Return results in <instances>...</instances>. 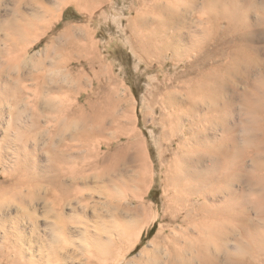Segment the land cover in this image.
Masks as SVG:
<instances>
[{
    "label": "rangeland",
    "instance_id": "374dc122",
    "mask_svg": "<svg viewBox=\"0 0 264 264\" xmlns=\"http://www.w3.org/2000/svg\"><path fill=\"white\" fill-rule=\"evenodd\" d=\"M195 1L201 7L204 0ZM243 1L245 5L248 4L247 0ZM184 5L187 4L181 2L179 11L181 15L178 16L182 19L183 26L178 33L182 37L179 45L183 46L182 50L185 53L181 51L180 55L183 58L178 55L179 64L174 66L170 56L163 57L159 44L154 54L147 58L136 47L129 22L135 19L136 12L141 11L139 0H104L102 4L83 8L81 12L74 6L60 8L57 0H2L0 50L2 52L13 50L10 55L0 58V69L11 68L10 73L14 76V79L2 77L3 82L7 80L6 83L8 82L11 87L18 85L15 82L17 66H20V75L30 71L37 81L20 82L23 89L21 94L25 101L19 105L18 110L14 108L13 110L21 114L22 126H29L31 118L35 121V117L40 113L36 117L35 131L30 134L22 128L26 132L21 139L23 143L20 141L13 143L10 138L15 135L13 130L15 126L9 121L8 116L12 108L9 107L10 104L5 107L0 106V118L2 115V120L0 119V249L5 247L4 242L9 245L13 243L10 247L6 243V247H9L6 251L11 260L15 259L16 253L20 251L18 243L22 242L24 248L29 247V254L32 248L31 254L39 259L42 253L38 251L43 248L42 242L45 245L52 242L51 245L56 246L53 241L58 237L60 246L56 250L59 264H141L140 260L144 258L145 253L154 247L153 245H159L160 240L164 241V237L169 235L167 231L162 237L156 238L166 223L162 218L166 207L163 191L164 171L172 162L176 147L174 139L166 144L162 137L166 127L162 122L160 104L165 98L164 93L169 89L171 92L173 90V95H179H175L176 98L183 95L185 99L183 91L178 87L180 85L178 81L180 83V80H184L181 76L185 74L183 73L185 63L180 61L186 59L193 62L199 57L194 45L198 43L199 48L201 46L208 50L218 49L223 52L221 46L211 38L207 43L202 40L204 26L200 24L207 17L201 15L199 10H191ZM43 7L60 16L59 21L52 26L53 30H46L50 23L42 18L36 19V32L32 31L31 42L28 41L31 46L27 42L15 46L14 31L18 25H23L24 21L12 16L14 9L20 8L22 12L30 11V13L34 10L37 11L36 14L41 15ZM248 12L250 29L254 34L253 42L261 49L264 57V25L260 24L262 15L252 8ZM210 17L213 22L218 20L215 16ZM219 26V29L214 28L210 31L211 37L214 35L216 38V35L226 31L224 22ZM192 34L195 35V39L191 38ZM190 47L194 50H188ZM25 49H29L28 57L33 59L29 63L24 61ZM24 67L28 71L24 70ZM41 76L45 78L46 85L55 87L62 83L66 89L61 92L46 91ZM253 79H247L246 83L245 78L237 79L239 92L248 91ZM1 85L0 83V88ZM115 93L123 100L117 107L116 114ZM127 96L134 106L131 107L125 102ZM236 96L240 97L239 94H235V98ZM236 99L234 102L238 104ZM238 112L236 110L235 115L239 114ZM263 122L264 118H260L256 124L244 125V137L247 134L251 135L255 128L264 126ZM133 130L143 148L142 154L146 161L144 167L141 162H133L130 157L131 151L128 153L130 157L128 160L116 162L120 151L135 143L134 140H127L124 137V134H129ZM3 132L7 134L5 133L4 136ZM100 132L102 134L96 137L95 134ZM33 134L37 135L33 136ZM27 140L30 141L24 146V141ZM169 142L172 143L171 146ZM99 143H109L111 148L104 149L97 158ZM248 143L240 142L245 152L252 149V144ZM12 144L19 146L20 156L14 155L10 148L14 149L16 146ZM15 158L20 159L22 167L7 161V159L15 161ZM246 162L250 164L249 160ZM22 174L25 176L23 177ZM19 175L24 179L27 178L26 180L29 178L32 180L17 185L14 181ZM109 181L115 183L114 195L100 199L98 188L110 185ZM234 187L239 194L244 190L247 193V185L237 184ZM80 197L89 203L88 208L83 209L84 212L80 210ZM104 200L108 205L113 203L111 204L114 209H112L113 218L108 223L97 220L94 210L96 206H101ZM246 208L248 212L250 211L247 213L249 219L244 221L246 226L254 228L258 225L260 228L264 224V219H260V216H264V200L248 203ZM58 213L63 214V218L67 220L63 219L64 222L59 223V226L66 227L62 232L55 234L50 228L56 224ZM117 223H127L129 229L124 230L121 235L106 229V226H114ZM42 228L44 229L40 231ZM141 230L142 234H139ZM235 230L239 232L237 228ZM179 231L177 230V237H182ZM137 236L139 243L128 254L127 251L134 244ZM20 237L22 241L18 242ZM98 242L110 243V252L102 256L96 255L92 244ZM195 244L201 245L202 239ZM214 245H210L211 254L219 256L220 264H225L222 253L218 252ZM229 245L234 247L233 243ZM231 251L234 256L232 258L240 259L245 264H264V250H260L258 255L251 254V257L236 253L232 249ZM34 252H38L39 256L38 253L33 254ZM186 255L188 258L192 255L197 257L193 264H199L202 257L197 250L196 253H186Z\"/></svg>",
    "mask_w": 264,
    "mask_h": 264
},
{
    "label": "bare ground",
    "instance_id": "6f19581e",
    "mask_svg": "<svg viewBox=\"0 0 264 264\" xmlns=\"http://www.w3.org/2000/svg\"><path fill=\"white\" fill-rule=\"evenodd\" d=\"M1 2L2 0H0V4ZM102 2L104 0H57L60 8L74 6L77 10L80 9V12L83 8L94 7L95 5L102 4ZM181 2L182 4H187L184 6H188V9L199 10L198 12L201 15L207 17L200 24L204 26L202 40L207 43L211 38L218 46H221L223 52H220L218 49L208 50L201 46L199 48L198 43V46H193L192 44L193 47L196 46L199 57H196L197 59L193 62L186 61V59L180 61V63H185V71L183 73L186 75L181 76L184 80H180V83L178 81V84H180L178 87L183 91L185 99L183 95L176 98V92L173 95V90L171 92V89L167 93H164L165 98L162 99L160 108L162 111V122L166 129L162 137L166 144L171 139H174L176 147L171 159L172 162L166 166L164 171L163 191L165 192L164 201L166 202V207L162 218L166 223L164 227L162 226L163 230L158 233L159 235L156 238L162 237V234L167 231L169 235L164 237V241L160 240L159 245H153L154 247L145 253L140 263L193 264L197 257L192 255L191 258H188L186 253H196L197 250L202 256L200 257L199 264H220V257L212 255L210 252V245L215 244L214 246L217 248V251L222 253L221 256L224 257L225 264H245L240 259L232 258L234 256L230 253L232 252L231 249L236 253L250 257L251 254L258 255L260 254V250H264V224L260 228L258 225L250 228L244 223L245 220L249 219L247 213H250V211H247L246 205L260 199L264 200V126L258 125L259 127L255 128L251 135L247 134L244 137V125L256 124L258 119L264 118V57H262L261 49L256 47L253 42L254 34L250 29L251 22L248 16L250 8L256 10V12L262 15L260 24L264 25V0H247V5H245L243 0H204L201 7L197 5L195 0H139L141 6L139 10L141 11L136 12L134 15L135 19L129 23H131V32L134 33H132V38L137 45L136 47L145 58L152 56L157 44H159L164 54L163 57L170 56V61L174 66L179 64L177 56L181 54V51L184 52L182 50L183 46L179 45L182 37L178 33V30L183 26L182 19L178 16L181 15L179 14ZM27 12H22L20 8H15L12 13L13 15L11 14L13 17H18L21 21H24V24L18 25L14 31L16 35L15 46L21 42L29 43L32 31L36 29V19L42 18L45 22L50 23L46 28V30L49 29L50 31L53 24L60 19L59 15H55L50 9L45 7H43L41 15L37 13L39 16L35 13L37 11L31 10V13L30 11ZM210 16H215L218 20L213 22ZM222 22L226 24V31L216 35V38L214 35L211 37L210 31L214 28L216 30L219 29V25ZM212 24H214V27H212ZM194 36L192 34L191 38L195 39ZM29 45L28 47L31 46ZM193 47H190L188 50ZM12 50L9 49L8 52L0 50V58L10 55ZM23 53L26 59L24 60L26 61L25 63L33 60L30 59L31 57H28L29 49H25ZM19 68L20 66L15 68L17 71L15 73L17 77L15 82L18 84L15 87H11L8 82L6 83L7 80L4 83L2 78L6 77L5 79H9L12 77L14 79V76L10 73L11 68H6L7 70L0 69V83L2 84L0 88V106L4 105L5 107L10 104L9 107L12 108L8 116L9 121L15 126V129H13L15 135L10 138L13 143L22 142V136L26 132L32 134L35 129L36 117L40 115L39 113L35 117V121L31 118L29 126H22L21 114L13 110V108L18 110L19 105L25 101L23 99L24 96H22L23 89L20 86V82L37 81L30 71L24 75H20ZM24 70L28 71L26 68ZM242 78H245V83L247 79H254L249 85L250 88L247 87L249 90L244 92L241 90L242 93H240L237 79ZM41 80L43 85L45 84L43 87H45V90L47 89L46 91L54 90L61 92L66 89L62 83L61 85L58 84V86L52 87L46 85L47 82L44 77ZM179 93L181 94V92ZM116 94L114 95L115 114L117 107L123 101ZM235 94H239V98L236 96L238 100L235 98ZM235 99L238 104H235ZM26 102L28 101L26 100ZM125 102L131 107L134 106L128 96ZM236 110L239 111L237 115H235ZM0 119L2 120V115ZM3 133L4 136L7 134L6 132ZM101 134L100 132V134L96 133L95 135L97 137ZM34 135L36 136L37 134ZM124 137L127 140H134L135 143L129 148L121 150L116 162H124L132 157L134 163L141 162L143 167L144 165L146 166L145 157L142 154L143 148L134 130L129 134H124ZM29 141H24V146ZM241 141L251 143L252 149L245 152L241 148ZM22 143L20 144L22 145ZM14 146H16L15 150L13 148L10 149H12L16 156V154L21 152V149L17 145ZM110 148L109 143H99L96 152L97 158L104 149ZM129 151L132 154L130 157H128ZM27 154L29 156V151H27ZM14 160L7 159L11 163H17L18 167H22L20 159L15 158ZM247 160L250 161L249 165L246 162ZM24 164L26 165V163ZM22 176L19 175L16 178L15 184L20 185L31 179L26 180L27 178L24 179ZM109 184L97 187L100 199L101 197L104 199L110 196L113 197V191L115 190V186L113 185L115 183L109 181ZM237 184L247 185V193H245V190L241 194L235 191L234 186ZM239 191L241 192V190ZM79 203L81 211L88 208L89 203L81 199V197ZM111 204L108 205L104 200V203L101 204L102 208H100L101 206L94 208L97 220H100V222L104 221L105 223L112 220L113 208ZM61 213H58L56 217V224L50 228L55 234L56 232H62L64 227H66L59 226V223L62 224L64 222L62 220L65 219ZM260 217L261 220L264 219V216ZM126 224L117 223L114 226L108 225L106 229L111 233L121 235L129 227ZM47 226L49 227V225ZM236 228L239 232L235 230ZM159 229H161V226ZM177 230L181 231L182 237H177ZM45 233L47 232L45 231ZM45 233L42 234L45 235ZM139 234H142V230ZM138 236L135 238L134 244L130 247L129 251H127L128 254L139 243ZM186 236L188 238H185ZM49 238L51 239V237ZM54 239L53 242L58 248L53 246V244L51 245L52 242H49L47 245L42 242L43 246H40L43 248L38 251L40 254L42 253L39 259H37V256L34 257L31 254L32 248H30V255L28 253L29 247L27 249L21 245L22 240L20 237L18 241L21 242L18 243V245L20 244V251L16 253L15 259L11 260L8 257L9 253H7L6 249L13 243L9 245L7 242H4L5 247H1L0 249V264H59L60 260L57 250L59 249L60 241L58 237ZM201 239V245L195 244ZM6 243L9 247H6ZM230 243H233V248L230 247ZM14 245L16 246V243ZM110 245V243L98 242L92 244V249L96 255L102 256L110 252ZM38 252H34L33 254ZM39 253L37 254L38 256Z\"/></svg>",
    "mask_w": 264,
    "mask_h": 264
}]
</instances>
